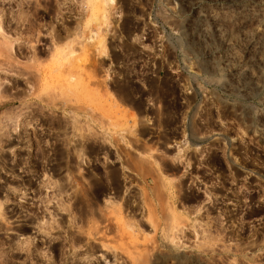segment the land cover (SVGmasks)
<instances>
[{
  "label": "rangeland",
  "instance_id": "obj_1",
  "mask_svg": "<svg viewBox=\"0 0 264 264\" xmlns=\"http://www.w3.org/2000/svg\"><path fill=\"white\" fill-rule=\"evenodd\" d=\"M94 4L0 0L4 29L16 38L12 53H4L18 60L7 67L0 57L7 92L0 95V264H264V228H245L264 225V218L233 213L238 204L252 206L254 195L264 210V0H115L105 7L104 24ZM21 7L25 17L17 19ZM45 12L50 17L43 20ZM55 27L66 30L58 43ZM97 34L105 36L104 54L95 50ZM43 43L72 48L78 57L88 49L85 72L78 61L66 65L49 54L35 61L31 55ZM169 79L179 87L172 96L181 110L178 146L142 143L140 132L155 123L162 128L170 112L148 89ZM127 83L129 100L120 90ZM8 111L18 112L16 122ZM29 111L67 125V147L74 137L97 143L98 182L106 183L113 161L118 189L127 195L90 196L84 165L61 182L15 164L32 148ZM207 153L222 159L231 176L219 195L216 179L188 182L185 172L172 171L189 155ZM85 155L87 164L92 158Z\"/></svg>",
  "mask_w": 264,
  "mask_h": 264
},
{
  "label": "flooded vegetation",
  "instance_id": "obj_2",
  "mask_svg": "<svg viewBox=\"0 0 264 264\" xmlns=\"http://www.w3.org/2000/svg\"><path fill=\"white\" fill-rule=\"evenodd\" d=\"M46 8L48 10L49 6H47ZM40 16L43 20L45 19V17L46 18L50 17L46 12L45 14H40ZM11 24H14L16 26L15 21H12ZM55 31H58V33L57 32L56 33L59 35V37L61 36V39L63 40L66 34V30L63 29V27H55ZM43 44L44 46L41 47V49L36 50L37 56H38L37 53L38 51L40 57L41 56L46 57L45 56L47 55L46 49L49 48V46L45 43ZM127 78H129V76ZM127 87L130 88L131 86L128 85L127 83ZM177 90H179V87L177 86V83L172 79L154 82L149 87L147 94H150L155 98L156 97L160 98L161 99L160 101L164 103L165 109L166 110L170 109V112H168V114L162 118L161 120V126L163 124L162 128H158L157 123H155L154 126L148 127L147 130H142L140 132L142 135L144 134V132L146 133V135H144V137L141 139L142 143L148 142V143H154L159 146H165L166 141L171 140L174 143L175 147L178 146L177 143L179 142V138L182 136L183 129L180 124L181 110L176 106V103H174V101L172 100V98L177 95L178 93ZM156 92L161 95L160 96L155 95ZM141 98L145 99V93H142ZM141 106H142L141 110H146L145 106H143V103L141 104ZM36 114L37 111H31L29 114V116L32 115L30 116L31 118L28 117V119H26L33 122L29 125L31 132H27L26 134V136L28 135L30 139V145L32 147L31 149H28L30 151V153L28 154V159H13L15 164L23 165L24 162H26V164L32 168L31 170L33 172L37 173L40 172L41 170L46 171L49 179L57 180V181H66L72 179L73 176L78 175V169L79 170L82 169L80 166L84 165L86 167H89L88 170H83L84 172L83 177L91 181L92 188L89 193L90 196H92L93 198H97L98 196L115 197V196L127 195V193H125L121 189L112 188L113 185L110 184L109 179H107L106 183L103 184L105 188H102L103 185L100 187V189H98V187L96 186L97 185L96 178H98V171H99L98 165L102 164L97 159V154L99 152H102L101 148H99L97 143L95 142L83 143L80 140V138L74 137V142L69 147H67L65 141L67 137L66 133L67 132L69 133L71 129L67 128V125L65 124L52 123L47 115L40 114L39 116V114L37 115ZM33 125L35 127H33ZM62 127H64V129ZM60 128L61 130H59ZM82 146H83L84 154H87L85 156L86 157L89 156L90 158H92V159H87V164L85 162L86 160L84 161V159H79V158L77 159L74 155L75 149L76 148L81 149ZM66 148H68V152L66 151ZM60 150H62V152ZM64 153L65 154L68 153V156H65ZM60 154H62L63 156H61ZM59 157H62V159ZM189 157L190 159H185L183 161V165L179 163L178 164L175 163L174 165L172 164L173 165L172 171L175 175H180L181 172H185L186 173L185 179H188V182L191 181L192 178H196V177H199L200 178L199 180H201L202 183H210L211 180L216 179L217 184L214 187L215 188L214 191L218 192L217 193L218 195L221 192L223 193V191L225 192L227 183L231 182L229 180L231 179V176L229 173L226 172L225 165L222 159H214V156L208 153L203 155V157L201 158L195 157V155L193 154L189 155ZM71 162L73 163L71 164ZM113 164H114L113 161L109 163V168L106 170L108 173L112 174L113 170H115V166ZM234 176L233 178L236 179V175ZM254 192H256V190H254ZM85 193L87 194V192ZM223 195L225 196L226 194ZM251 196H253V194ZM256 197H257L256 195L253 196L254 201L252 206H249L247 209H243L238 204L237 210H235V212L233 213L236 212L240 213L241 211L243 212L244 218H248V219H257L258 214L262 215V218H264L263 215L264 210L257 209L258 206L256 203ZM245 228L258 229V228H264V225L261 226L250 225L249 227H245Z\"/></svg>",
  "mask_w": 264,
  "mask_h": 264
},
{
  "label": "bare ground",
  "instance_id": "obj_3",
  "mask_svg": "<svg viewBox=\"0 0 264 264\" xmlns=\"http://www.w3.org/2000/svg\"><path fill=\"white\" fill-rule=\"evenodd\" d=\"M94 1H96L97 2V4H94V6H93V10H94V12L96 13V14H100V15H102V17H101V23L102 24H104L105 22H106V10H105V7H106V5H107V3H114V1L115 0H94ZM25 10H23V8L21 7L20 8V10L19 11H17V14H16V17H17V19L18 18H22L23 17V15H24V17H25ZM4 15L5 14H1L0 15V34H1V38H2V40L0 41V48H1V51H0V57H4V59H3V63L5 64V65H7V67H9V66H13V65H15L14 63L16 62H18V60L16 61V57H15V55L14 56H12V57H10L11 55L10 54H7V55H5V51L6 52H8V53H12V51H13V47H12V45H13V42L16 40V38H11V36L9 35V33H10V31L9 32H6V30L4 29V26L3 25H5V24H3V22H4ZM7 15V14H6ZM12 16V15H11ZM22 16V17H21ZM8 17V16H7ZM14 17V16H13ZM9 18V17H8ZM7 19V18H6ZM13 19V18H12ZM9 20V19H8ZM10 22V20L8 21V23ZM11 22H12V20H11ZM16 22V21H15ZM7 24V23H6ZM17 25V24H16ZM15 26V25H14ZM7 27H8V25H7ZM13 28V27H12ZM14 29V31L17 33L18 32V29H17V27L15 26V28H13ZM11 31H12V29H11ZM13 32V31H12ZM58 33V31H55V33H53L52 34V40H56V42L58 43V41L61 39V36L59 37V35L57 34ZM18 39V38H17ZM74 40V39H73ZM93 40V42L96 44V51L97 52H99L100 54H104V53H106V49H105V36L104 35H101V34H97V35H95V37H94V39H92ZM78 42V41H77ZM73 43V41H72V39L70 40V41H68V42H66L65 44H63V45H65L66 47H69V46H71V44ZM63 45H55L54 47H50V48H47L46 49V51H47V55H45V56H49V57H51V58H55V60H57V62H59L58 60H63V62L65 61V64L66 65H69V64H67L66 62H68V63H70V64H74V63H71V62H77V64H75L76 65V68L79 70V71H84L85 72V70H84V68H83V66H82V64H85V62H87L88 61V57H87V54H88V52H89V50L88 49H86V48H83V50H82V53L81 54H79V55H81V57H78V54H77V52L76 51H74V49H72V48H69L68 49V51H65L66 49H65V47L63 46ZM53 46V45H52ZM34 47V46H33ZM33 47H31V48H33ZM2 48H3V50H2ZM35 49V48H34ZM33 51V50H32ZM36 51V50H35ZM17 53V52H16ZM15 52H14V54H16ZM21 53V52H20ZM37 53H38V56H39V58H41L40 57V55H39V52L37 51ZM42 53H45V52H42ZM22 54V53H21ZM20 54V55H21ZM41 54V53H40ZM49 54V55H48ZM17 55V54H16ZM22 55H24V54H22ZM37 54L36 53H32V55L31 56H33V59L36 61V60H38V59H35V58H37V56H36ZM19 56V55H18ZM43 56H44V54H43ZM62 56V57H61ZM30 57V56H29ZM62 58H64V59H62ZM33 60V61H34ZM31 61H32V58H31ZM0 64H2V63H0ZM1 67H2V65H0ZM62 66H64V64L62 65ZM69 67V66H68ZM72 67V66H71ZM6 68V67H5ZM11 68H13V67H11ZM72 68H74V65H73V67ZM9 70V69H8ZM13 70H14V68H13ZM9 71H12L11 69L9 70ZM21 72V71H20ZM19 73V72H18ZM86 75L88 76V78H90V79H93V80H96L97 82H98V80L97 79H95V77L96 76H94L93 74L91 75L90 73H86ZM81 78V83H84V84H86L87 82L85 81H83V78H82V76L80 77ZM15 81V80H14ZM31 82V81H30ZM12 83H13V81H12ZM16 83V82H15ZM13 85H14V83H13ZM86 86V85H85ZM5 88H7V87H5ZM122 88V89H121ZM121 88H120V90H121V92L123 93L122 94V96L124 95V99L126 98V99H130L131 98V95H130V89L129 88H127L126 86H124V87H122L121 86ZM5 92V89L4 88H2V85L0 84V95H1V97H2V94ZM5 93H7V92H5ZM28 94V93H27ZM12 95V94H11ZM18 95V94H17ZM21 95V94H20ZM159 95H161V94H159ZM4 96V95H3ZM25 96V95H24ZM23 96V94H22V97H24ZM5 97V96H4ZM3 97V98H4ZM15 98L17 99V96H15ZM18 98H20V96L18 97ZM111 98V100L112 101H114V96L112 97V96H110L109 97V99ZM23 101H24V99H23ZM25 104V103H24ZM30 105V104H29ZM140 105V103H138V106ZM28 106V105H27ZM19 107V106H18ZM29 107V106H28ZM28 107H26V108H28ZM13 108V107H12ZM22 109H25V105H24V107H21ZM8 109V108H7ZM10 109H11V107L9 108V111H10ZM18 109V108H17ZM31 109V108H30ZM29 110V109H28ZM6 112L7 114H8V116L5 114V116H7V117H14L15 116V118L13 119L14 120V122H16L15 121V119H16V116L17 115H19V114H17L18 112ZM14 111V110H13ZM18 111V110H17ZM22 111H24V110H21L20 112L22 113ZM19 112V113H20ZM31 111H29V113H30ZM11 113L13 114V115H11ZM20 113V114H21ZM27 113V112H26ZM25 113V114H26ZM17 114V115H16ZM23 114H24V112H23ZM37 115V114H36ZM27 116V115H26ZM30 116H32V115H30ZM40 116V115H39ZM12 117V118H13ZM24 117V116H23ZM22 117V118H23ZM130 117L134 120V114L133 113H130ZM6 118V117H5ZM20 118V117H19ZM25 118V117H24ZM27 119H28V117H26ZM25 118V119H26ZM31 118V117H30ZM29 118V119H30ZM34 118V117H33ZM41 118V117H40ZM1 120V119H0ZM4 120V119H3ZM10 120V119H9ZM13 120H11V121H13ZM24 120V119H23ZM10 121V122H11ZM19 121V120H18ZM27 121V120H26ZM9 122V123H10ZM4 123V122H3ZM2 123V124H3ZM27 123V122H26ZM31 124V123H30ZM1 125V124H0ZM6 125V124H5ZM8 125V124H7ZM17 125H18V123H17ZM28 125V124H27ZM26 125V126H27ZM58 125V124H57ZM2 126V125H1ZM4 126V125H3ZM14 126H15V124H14ZM13 126V127H14ZM21 126V125H20ZM23 126H25V124L23 125ZM6 127H8V126H6ZM17 127V126H16ZM9 128V127H8ZM22 128V127H21ZM63 129H64V127H62ZM1 129V128H0ZM13 129H15V128H13ZM18 129H20V128H18ZM17 129V130H18ZM24 129V128H23ZM59 130H61V128L59 129ZM26 132L27 130H23L22 131V133L23 132ZM29 134V133H28ZM23 136L24 135H22L21 134V137L23 138ZM28 136V135H27ZM25 138H26V136H24ZM29 139V138H28ZM61 139H63V138H61ZM26 140V139H25ZM66 141V140H65ZM26 142H28V140L26 141ZM29 142H30V140H29ZM81 145V144H80ZM84 146V145H83ZM83 146H82V148L81 149H78V148H76L75 149V151L77 152V156L81 159L82 158V155L84 154V150H83ZM80 147V146H79ZM91 147V146H90ZM85 148V147H84ZM64 149H65V147H64ZM63 150V149H62ZM62 150H60L61 152H62ZM65 151V150H64ZM87 151V150H86ZM65 154V153H64ZM61 156H63L62 154H60ZM27 156V155H26ZM66 156V155H65ZM59 158H61L62 159V157H59ZM139 160H142V159H139ZM78 161V160H77ZM21 162V161H20ZM69 162V161H68ZM79 162V161H78ZM24 163H26V162H24ZM73 162H71V164H72ZM81 164V163H80ZM63 165V164H62ZM74 165V164H73ZM61 166V165H60ZM72 167V166H71ZM75 167V166H74ZM78 167V166H77ZM81 167V166H80ZM112 167V166H111ZM110 167V168H111ZM73 168V167H72ZM79 170V169H78ZM110 170V169H109ZM116 170H113V172H112V174L111 173H108V172H106V174H107V178L109 179V181H110V184L111 185H113V187L112 188H118V180H117V174H116V172H115ZM75 172V171H74ZM70 173V172H69ZM71 174V173H70ZM110 174V175H109ZM118 174H119V172H118ZM73 176V175H72ZM68 177H69V174H68ZM59 179V178H58ZM97 179V178H96ZM95 180V179H94ZM93 180V181H94ZM92 181V182H93ZM62 182V181H61ZM60 182V183H61ZM95 182V181H94ZM96 183V182H95ZM101 183V182H100ZM99 182H98V179H97V187H98V189H100V187L103 185H101ZM64 184V183H63ZM94 184V183H93ZM66 185H61V187L60 188H58V190H60L61 189V191L64 189V187H65ZM104 186V185H103ZM94 188V187H93ZM102 188H104V187H102ZM101 188V189H102ZM64 191V190H63ZM100 191V190H99ZM103 191V190H102ZM95 192V191H94ZM104 194V193H103ZM99 195V194H98ZM97 195V196H98ZM110 202L111 203H113L111 200H110ZM2 202H0V216L2 217L3 216V211L1 210V207H2ZM79 206V205H78ZM76 207V206H75ZM82 205L81 206H79V210H80V208L82 209ZM112 207V206H111ZM120 208V207H119ZM78 209V208H77ZM77 209H75V210H77ZM113 209V208H112ZM112 209H111V211H112ZM171 210V209H170ZM78 211V210H77ZM173 211V210H172ZM87 217V216H86ZM2 218H4V217H2ZM95 228H96V226H95ZM32 251V250H31ZM37 261V260H36Z\"/></svg>",
  "mask_w": 264,
  "mask_h": 264
},
{
  "label": "built area",
  "instance_id": "obj_4",
  "mask_svg": "<svg viewBox=\"0 0 264 264\" xmlns=\"http://www.w3.org/2000/svg\"><path fill=\"white\" fill-rule=\"evenodd\" d=\"M37 195L44 196V194H39V193H38ZM42 198H43V197H42ZM43 202H44V201H41V200H40V201H38V203H39V204H41V205H42V204H44ZM43 207H44V206H43Z\"/></svg>",
  "mask_w": 264,
  "mask_h": 264
}]
</instances>
